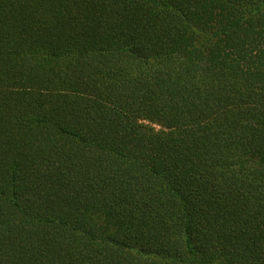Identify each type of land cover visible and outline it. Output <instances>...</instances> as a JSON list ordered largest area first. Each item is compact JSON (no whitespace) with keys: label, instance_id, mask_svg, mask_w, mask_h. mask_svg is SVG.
Instances as JSON below:
<instances>
[{"label":"trees","instance_id":"trees-1","mask_svg":"<svg viewBox=\"0 0 264 264\" xmlns=\"http://www.w3.org/2000/svg\"><path fill=\"white\" fill-rule=\"evenodd\" d=\"M0 264H264V0H0Z\"/></svg>","mask_w":264,"mask_h":264}]
</instances>
